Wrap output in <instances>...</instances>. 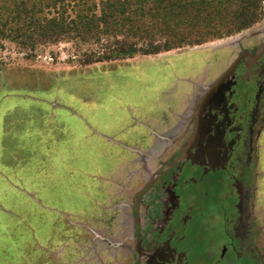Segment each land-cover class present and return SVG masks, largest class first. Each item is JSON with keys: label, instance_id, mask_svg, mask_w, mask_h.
I'll return each instance as SVG.
<instances>
[{"label": "rangeland", "instance_id": "1", "mask_svg": "<svg viewBox=\"0 0 264 264\" xmlns=\"http://www.w3.org/2000/svg\"><path fill=\"white\" fill-rule=\"evenodd\" d=\"M242 32L201 45L87 67L68 62V44L47 48L33 59L10 48L0 49V166H16V173L23 175L25 167L33 162L30 154L17 152L18 145H9V132L3 131L10 113L36 110L38 105L30 99L47 101L53 108L57 102L69 108L65 104L69 103L106 133L118 134L121 129L139 125L154 142L145 151L126 146L131 158L121 177L118 170L110 175L81 172V183L63 186L60 194L56 186L36 183L13 186L19 194L0 179V264H133L136 250L130 209L143 185L155 175L154 159L164 161L187 142L210 86L242 52L255 54L264 43V18ZM52 50L59 54L57 60L51 57ZM251 70L244 59L204 107L201 136L204 151L210 156L217 155L215 150L222 144L221 133L227 122L217 123V114L227 110V96L236 80L248 76ZM255 72L260 75V103L252 113L255 124L246 137L253 180L251 185L239 183L237 188L242 219L247 218L249 210L252 214L255 211L258 224L264 227V61ZM248 85L242 81L236 92V102L248 97L246 103L238 105L241 114L255 103V88ZM153 100L160 110L144 117L147 104ZM213 130L214 136L210 135ZM172 145L174 149L168 152ZM232 163L237 165L234 158ZM226 171L236 174L228 167ZM1 173L7 178L5 168ZM189 191L201 196L194 184ZM207 196L204 188L206 214L215 208ZM216 203L223 210L225 231L231 237L234 198L228 193ZM199 205L195 203L192 214L202 213ZM260 236L264 242V232Z\"/></svg>", "mask_w": 264, "mask_h": 264}, {"label": "flooded vegetation", "instance_id": "2", "mask_svg": "<svg viewBox=\"0 0 264 264\" xmlns=\"http://www.w3.org/2000/svg\"><path fill=\"white\" fill-rule=\"evenodd\" d=\"M263 61L264 54L251 66L248 63V69L253 70L236 80L227 96V110L222 115L217 114V123L227 122L221 133L222 144L215 150L216 156L204 151L203 109L201 117L196 116L185 145L178 150L170 146L168 152L174 149L173 154L164 161L154 159L155 175L143 185L130 209L136 250L133 264H264V242L260 240L264 227L258 224L255 211L252 214L249 210L247 218L242 219L241 194L237 188L239 183L250 184L253 180L246 137L252 123L255 124L252 113L260 103V75L255 67ZM242 81L249 83L248 88H255V103L243 114L238 105L246 103L248 97L242 102L235 100ZM214 134L215 130L211 131L210 135ZM225 167L236 174H230ZM191 184L201 192L200 197L189 193ZM204 188L210 204H215L213 213L204 211ZM226 193L234 198L231 237L225 231L223 210L219 202L216 203L225 198ZM215 198L219 199L214 201ZM195 203L200 204L202 213L192 214ZM204 217L207 218L205 224ZM199 235L202 239H198Z\"/></svg>", "mask_w": 264, "mask_h": 264}, {"label": "trees", "instance_id": "3", "mask_svg": "<svg viewBox=\"0 0 264 264\" xmlns=\"http://www.w3.org/2000/svg\"><path fill=\"white\" fill-rule=\"evenodd\" d=\"M263 18L264 0H0V49L33 59L68 44V62L87 67L223 39Z\"/></svg>", "mask_w": 264, "mask_h": 264}, {"label": "crops", "instance_id": "4", "mask_svg": "<svg viewBox=\"0 0 264 264\" xmlns=\"http://www.w3.org/2000/svg\"><path fill=\"white\" fill-rule=\"evenodd\" d=\"M237 35L239 34L233 37ZM30 100L38 105L36 110L20 114L10 113L9 122L3 129L9 132V145H18L17 152L30 154L29 159L35 163L25 167L24 176L16 173V166H0L1 172L5 168L8 173L5 178L0 172V179L11 190L18 192L19 189L13 186L36 183L56 186L55 190L60 194L63 193V186L81 183V172L88 175H110L118 170L121 177L131 158L127 147H138L144 151L154 144L151 135L143 132L139 125L131 126L126 131L121 129L118 134L106 133L97 128L90 117L69 103H65L69 108L58 102L54 103L53 108L47 101ZM156 105L154 100L148 103L144 117L154 116L155 110H160ZM146 136L150 138L147 140ZM9 150L12 151L10 148ZM117 154L119 157L114 161ZM97 157L101 159L98 160ZM30 175L33 177H29ZM74 192L75 188H72V193L75 194ZM12 195L16 197L17 194Z\"/></svg>", "mask_w": 264, "mask_h": 264}, {"label": "water", "instance_id": "5", "mask_svg": "<svg viewBox=\"0 0 264 264\" xmlns=\"http://www.w3.org/2000/svg\"><path fill=\"white\" fill-rule=\"evenodd\" d=\"M264 54V43L261 44L257 52L250 53L248 51L242 52L236 59L235 61L231 64V66L210 86L208 91L205 93L201 100V106H200V111H199V117H201V113L208 103V101L211 99L212 95L214 92L224 84V82L235 72L236 68L240 64L241 60L244 58H248V63L249 66H251L255 61L259 60ZM200 119V118H199ZM198 119V121H199Z\"/></svg>", "mask_w": 264, "mask_h": 264}]
</instances>
